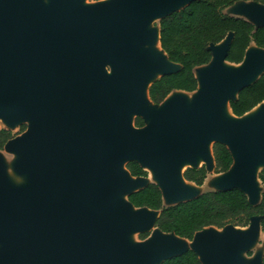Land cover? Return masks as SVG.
<instances>
[{
	"label": "water",
	"instance_id": "95a60500",
	"mask_svg": "<svg viewBox=\"0 0 264 264\" xmlns=\"http://www.w3.org/2000/svg\"><path fill=\"white\" fill-rule=\"evenodd\" d=\"M82 1L0 0V119L31 121L4 145L21 155L16 170L29 174L30 184L10 187L0 159V264H161L188 250L203 264H240L239 252L262 230L259 216L244 228L207 227L188 240L159 230V212L135 208L128 195L149 183L159 186L165 206L200 195L193 196L183 177L188 167L179 163L200 167L197 154L211 170L207 144L213 141L233 157L214 191L238 188L250 203L260 201L255 172L264 164V100L242 116L229 101L264 73V49L251 44L239 64L230 63L229 33L210 46L211 61L195 69L189 107L185 97L166 101L183 91L153 104L149 86L179 65L161 49L159 28L147 26L194 0H109L92 7ZM243 4L256 7L247 14L258 23L236 13ZM224 13L264 26V4L240 0ZM148 42H156L159 53L142 54ZM148 103L162 108L151 114ZM224 104L230 121L220 116ZM131 113L151 118L135 127ZM130 161L156 180L132 177ZM118 193L127 194L125 201L115 200ZM164 198L178 201L167 205ZM133 231L148 237L128 245L124 237Z\"/></svg>",
	"mask_w": 264,
	"mask_h": 264
},
{
	"label": "trees",
	"instance_id": "16d2710c",
	"mask_svg": "<svg viewBox=\"0 0 264 264\" xmlns=\"http://www.w3.org/2000/svg\"><path fill=\"white\" fill-rule=\"evenodd\" d=\"M240 0H194L184 8L161 18L154 25L159 28L160 47L167 59L179 65L177 72L161 75L148 88L153 104L162 103L173 91L194 92L197 89L195 69L208 64L212 59L211 45L220 43L232 33L227 61L239 64L246 49L254 44L264 49V26L256 27L241 17L224 13V10ZM264 4V0H243ZM264 100V73L252 85L241 89L236 100L229 106L235 116H242ZM135 127H143L144 120L136 117ZM26 129L21 125L17 133ZM15 133L0 128V150L15 137ZM215 167L219 174L230 169L233 157L228 147L220 142L212 146ZM132 177H148V171L136 161L126 164ZM187 181L203 185L207 171L204 166L188 167L183 174ZM263 190L257 204L249 202L247 195L238 188L207 191L200 195L170 206H165L162 192L155 183L128 195V201L135 208H149L158 211L155 226L164 233L191 240L195 233L207 228H224L227 225L246 227L254 216L261 218L264 231V171L259 175ZM148 237L143 233L141 239ZM264 264V256L263 261ZM161 264H203L198 255L188 250L185 253L164 260Z\"/></svg>",
	"mask_w": 264,
	"mask_h": 264
},
{
	"label": "rangeland",
	"instance_id": "374dc122",
	"mask_svg": "<svg viewBox=\"0 0 264 264\" xmlns=\"http://www.w3.org/2000/svg\"><path fill=\"white\" fill-rule=\"evenodd\" d=\"M49 0H44V2H48ZM109 0H83L82 1V6L84 7H92L104 2H107ZM256 8L255 6L249 5V4H243L241 5V7H239L236 10V13L240 14V15H244L247 19L252 20L254 23H258L257 21H255L254 19L251 18V16H249L248 13L252 12V10ZM250 11V12H249ZM160 16H156L154 17L148 24L147 28L149 31H154L155 27H154V23L157 22L159 20ZM156 42H148L145 43L144 45L141 46L140 48V52L142 54H157L158 49L156 48ZM235 68V67H233ZM106 70L111 72L112 71V67L111 66H107ZM159 75V73L157 71L153 72L152 76L150 77L149 81L150 82L152 79H154L155 77H157ZM196 92H192V93H181V92H174L172 93L170 96H168V98L166 99L169 100L173 97H185L188 101L187 103V107L190 106L191 102H193ZM163 104V103H162ZM162 104L161 105H156L153 106L151 104H147V111L151 114H155L158 111L161 110L162 108ZM254 112V111H253ZM249 115V114H248ZM137 116L136 113H131L129 115V120L131 121V123H133L135 117ZM151 116L148 119H144L145 124L147 122H149ZM30 119H20L18 121H16L14 124H7L5 123L3 120L0 119V128H6V129H10L13 133H15V137L21 136L23 133H17L19 128L21 127V125H25L26 129H28V127L30 126ZM213 141L209 142L207 144V148L209 153H211L212 157H213V153H212V146H213ZM21 155L14 153V152H10L7 151L5 148L3 150L0 151V159L3 163L4 166V171H5V176L6 179L14 184H8L10 187L13 188H17V187H26V184L28 183V185L30 184L29 181V174L27 173H19L16 170V163L17 161L20 159ZM125 165V164H124ZM196 165L200 166V165H205V163L203 162V160L200 158V161H197ZM191 166V163H188L186 167ZM214 167H215V162L213 165V168L211 170H208V175L203 183L202 186H196L193 183H188V187L189 189L193 192V196H196L202 192H206V191H214L219 189L218 183L221 180V176L217 173L214 172ZM256 172H255V182H256V187L259 190V195H258V199L260 197V192L262 190V186L263 184L261 183V180L259 178V175L262 171H264V164H259L256 167ZM13 175L10 177V175ZM155 177L152 175V173L149 171L148 174V178L146 179L147 182H152L155 181ZM127 194L126 193H118L115 194V200L118 201H125ZM187 198H183L181 200H185ZM258 199H254L251 200L253 202H256ZM165 204L170 205L173 204L175 202H177L176 200H172V199H168V198H164ZM244 228V227H242ZM222 230H220L221 232ZM143 232H139V231H133V232H129L126 233L124 239L125 242L128 245H135L137 243H140L141 241H143V239H141V235ZM264 254V231L259 230L258 234L256 235L254 241L244 250L239 252V259H240V264H251L253 261L258 260L259 262L262 263V257Z\"/></svg>",
	"mask_w": 264,
	"mask_h": 264
},
{
	"label": "bare ground",
	"instance_id": "6f19581e",
	"mask_svg": "<svg viewBox=\"0 0 264 264\" xmlns=\"http://www.w3.org/2000/svg\"><path fill=\"white\" fill-rule=\"evenodd\" d=\"M156 37H157V35H156ZM158 48H159V45H156ZM157 48V49H158ZM226 69H228V67L227 66H224ZM109 73V72H108ZM257 110H258V108H255V109H253L251 112H249L248 114H247V117L248 118H253L254 116H255V114H256V112H257ZM254 111V112H253ZM220 116H221V118L222 119H224V120H232L233 119V116H232V114H231V112H230V109L228 108V106L226 105V104H224V105H222L221 106V108H220ZM195 161L197 162V161H200V157L196 154L195 155ZM188 164V162L186 161V160H181L180 161V163H179V168L180 169H183L186 165ZM152 175L153 176H156L155 175V173L154 172H152ZM10 182V181H9ZM188 245L190 246V247H192L193 246V243L192 242H190V243H188Z\"/></svg>",
	"mask_w": 264,
	"mask_h": 264
},
{
	"label": "flooded vegetation",
	"instance_id": "af4514ba",
	"mask_svg": "<svg viewBox=\"0 0 264 264\" xmlns=\"http://www.w3.org/2000/svg\"><path fill=\"white\" fill-rule=\"evenodd\" d=\"M201 166H204V167H205V165H201ZM201 166H200V167H201ZM186 169H187V168H186ZM186 169H185V170H186ZM185 170H184V171H185ZM206 171H207V170H206ZM183 174H184V172H183ZM207 175H208V172H207ZM183 177H184V176H183ZM184 179H185V178H184ZM185 180H186V179H185ZM186 182H188V183H193V182H190V181H187V180H186ZM193 184H194V183H193ZM194 185H195V184H194ZM196 186H197V185H196Z\"/></svg>",
	"mask_w": 264,
	"mask_h": 264
}]
</instances>
